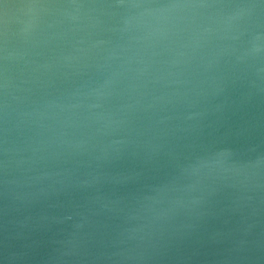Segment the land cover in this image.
I'll list each match as a JSON object with an SVG mask.
<instances>
[{
	"label": "water",
	"instance_id": "obj_1",
	"mask_svg": "<svg viewBox=\"0 0 264 264\" xmlns=\"http://www.w3.org/2000/svg\"><path fill=\"white\" fill-rule=\"evenodd\" d=\"M49 2L53 0H0V83L5 69L4 4ZM160 26L162 32L147 40H129L127 34L107 30L94 36L107 43L87 54L88 64L103 55L98 50L115 53L106 70H96L60 58L74 43L64 26L30 36L28 15L10 20L9 51L14 57L6 67L10 91L20 98L12 118L19 126L5 143L0 121V264H264V177L257 179L254 168H232L224 157L208 159L202 152L210 143L228 144L245 165L264 156V56L243 64L229 58L205 70L210 54L196 47L190 26L181 22L174 27L169 20H161ZM247 38L248 33L241 37ZM113 70L122 74L107 107L119 120L109 127L123 129L116 138L133 143L105 164L112 180L47 197H23L41 185L20 183L15 190L21 196L15 198L3 183L9 155L13 163L7 175L21 180L39 170L84 171V163L61 162L68 155L62 141L89 135L96 127L66 125L65 114L56 108L43 118L17 113L44 101L63 102L73 82L101 81ZM221 80L222 90L214 92ZM196 112L203 115L191 116ZM6 146L15 151L6 154ZM33 150V162L16 163ZM210 177L216 178L211 200L193 203L190 187ZM233 178L243 183L233 184ZM81 223L86 227H77ZM145 233L150 238L142 242L139 237ZM242 239L247 243L238 250Z\"/></svg>",
	"mask_w": 264,
	"mask_h": 264
},
{
	"label": "clouds",
	"instance_id": "obj_2",
	"mask_svg": "<svg viewBox=\"0 0 264 264\" xmlns=\"http://www.w3.org/2000/svg\"><path fill=\"white\" fill-rule=\"evenodd\" d=\"M3 21L5 25V39L3 44V61L5 63L2 83H0V121L3 123L5 143L7 134L18 127L12 124L14 103L20 98L10 91V77L7 74V62L14 57L9 51L8 31L9 22L13 17L28 15L30 20V36L44 28H57L64 26L67 32L73 33L74 43L67 53H62L61 59L71 58L77 61L76 65L83 64L84 68H95L96 70L107 69L108 62L115 53L110 48L98 50L103 52L95 63L88 64L87 54L98 45L107 43L99 36L102 31H118L127 34L129 40H147L162 32L161 20H169L175 27L181 22L185 27L190 26L195 36V45L198 48H207L211 59L205 64V70L213 69L222 60L231 59L234 64H243L257 56H264V32H254V28H264V0H191V2H174L158 5L150 0H67V2L37 3L28 5L3 6ZM27 10V11H25ZM190 10L191 15H170ZM168 13L169 15H165ZM111 24L105 28L104 26ZM184 27H177V31H184ZM79 33V35H76ZM248 33V38L241 37ZM97 53V54H98ZM95 55V57L97 56ZM74 65V66H76ZM79 73V70L76 74ZM122 73L118 70L109 72L101 81L92 82L81 79L79 83L73 82L72 91L65 97L63 102L44 101L39 107L29 112L17 113L21 118L25 116H36L43 118L49 115L48 110L56 108L63 113L62 123L70 126H92L96 125L91 134L62 141L68 150V155L61 158L62 163L69 161L84 163V171L77 167H62L55 170H39L32 176H26L22 180L15 176H8L7 171L12 165V160L4 162L6 176L3 181L6 190L10 191L15 198L21 195L16 192L15 186L24 183L28 185H41L35 193H28L23 197L36 195L47 197L51 194L67 190H87L112 180L104 166L109 161L118 158L126 152L129 144L128 139H117L122 136L123 129L109 127L110 123H116L113 119L115 113L108 109L109 102L113 96L114 85ZM223 80L214 92L223 88ZM131 106V105H129ZM146 107H152L151 104ZM58 114V113H56ZM53 114V115H56ZM202 112L191 113V116H202ZM36 123L37 121H32ZM11 125V126H10ZM99 137V140H95ZM95 140V143L92 141ZM41 143H44L41 141ZM94 149H98L93 152ZM14 149L6 146L4 152L10 154ZM208 159L222 156L232 168L255 169L257 179L264 177V156L259 157L254 163L245 165L238 159V150L228 144L210 143L202 150ZM57 156L59 154H56ZM35 150L32 155L22 157L17 164L24 160L33 162ZM39 159H45L39 157ZM93 162H95L93 164ZM31 168L25 169L30 171ZM216 178H208L200 186H192L189 189V198L195 204H207L213 194L212 183ZM48 181L47 184L43 183ZM233 184H242L239 178H233ZM83 229L84 223L77 225ZM150 233L139 237L142 242H147ZM247 243L245 240L237 242L238 250H243Z\"/></svg>",
	"mask_w": 264,
	"mask_h": 264
}]
</instances>
